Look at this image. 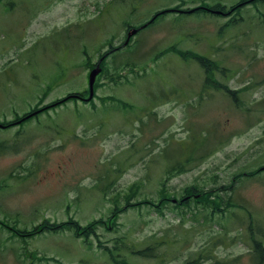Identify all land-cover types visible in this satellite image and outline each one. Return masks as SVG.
Masks as SVG:
<instances>
[{
    "label": "rangeland",
    "instance_id": "rangeland-1",
    "mask_svg": "<svg viewBox=\"0 0 264 264\" xmlns=\"http://www.w3.org/2000/svg\"><path fill=\"white\" fill-rule=\"evenodd\" d=\"M246 1L0 0V264H254L264 171L228 189L264 167V0ZM200 2L230 15L164 14L110 54L90 97L88 69L111 40ZM209 70L220 91H201ZM192 185L227 186L235 206L181 205ZM70 220H97L95 235L15 234Z\"/></svg>",
    "mask_w": 264,
    "mask_h": 264
},
{
    "label": "trees",
    "instance_id": "trees-1",
    "mask_svg": "<svg viewBox=\"0 0 264 264\" xmlns=\"http://www.w3.org/2000/svg\"><path fill=\"white\" fill-rule=\"evenodd\" d=\"M203 6H207V4H202ZM197 11V10H196ZM198 12V11H197ZM200 12H204L203 9L201 8ZM198 14V13H196ZM205 14V13H202ZM156 20V19H155ZM152 21L150 22L149 25H151L152 23L155 22ZM148 25V26H149ZM173 48V47H172ZM170 49H166L165 51H169ZM164 51V52H165ZM185 55V52L183 51V53ZM198 60H201V62H209L205 57L202 56H198ZM217 83V81H216ZM214 87V86H213ZM216 88V89H215ZM215 90H221L224 88V86L220 83H217V85L215 86ZM234 94V93H233ZM79 97H81V94H77ZM201 95H203V93H201ZM79 97H75L76 99H79ZM82 98V97H81ZM74 99L72 96H68L66 97L63 101H58V102H54L56 103V105L61 106L63 104H65V102ZM192 136V135H191ZM190 136V137H191ZM191 147H193V144H191ZM183 149V148H182ZM190 155L183 161L179 160L178 163H172V165L169 166V168H167V172H168V177H167V182L176 174L182 173L184 171H186V164L191 162L193 160V156L194 154L192 152H189ZM261 172V169L258 168L256 170L250 171V172H240L237 175L234 176V181L228 185V189L233 190L234 186H235V182L237 181L238 178L240 177H253L256 176L257 174H259ZM164 183V181L162 182V184ZM227 189V186H223L220 189L219 188H208V189H204V188H199L196 185H192L190 187L184 188L183 193H184V197L182 198L180 204L181 205H185L188 206L190 205L191 199L195 198L196 199V204H198L199 202H203L206 201L207 205H205V209H214L217 212L221 213L222 215H224V213H226L228 211L229 208H232L233 206H235L231 200L229 201V199H226L224 197V191H229ZM162 197L161 200H166L167 195L164 194L165 193V189L162 191ZM204 204V203H203ZM151 206L153 208H157L158 212L162 211L160 210L159 205L155 204V203H151ZM45 224V225H44ZM44 224H42L40 227H34L33 232H30L29 234L26 233V231H18L15 234H19L20 236H32L34 234L37 233H43L46 231H61L62 229H64V227H66L68 231H76V233L78 235L84 236V237H89L91 235H95V229L98 226V222L97 220L95 222L90 223L89 225H87L86 227H81L76 221L70 220L69 222H65V223H60V224H48V222H45ZM9 229H12L10 227H8ZM15 231V229H13ZM22 232V233H21ZM25 233V234H23ZM75 233V234H76ZM149 249H146L145 251H139L136 252L138 253V255L140 256H149ZM254 253H253V260H254V264H264V248L262 246V244L257 243L256 246H254L253 248ZM209 260V259H208ZM205 263L204 258L198 257L197 258L194 256L192 257V259L190 261L187 262V264H203ZM211 264H227L225 261H217L216 263H211Z\"/></svg>",
    "mask_w": 264,
    "mask_h": 264
},
{
    "label": "water",
    "instance_id": "water-1",
    "mask_svg": "<svg viewBox=\"0 0 264 264\" xmlns=\"http://www.w3.org/2000/svg\"><path fill=\"white\" fill-rule=\"evenodd\" d=\"M136 31H132L129 33V37L134 34ZM100 72V69H95L91 72V75H90V87H91V94H92V87H93V83H94V80H95V77L96 75Z\"/></svg>",
    "mask_w": 264,
    "mask_h": 264
},
{
    "label": "flooded vegetation",
    "instance_id": "flooded-vegetation-1",
    "mask_svg": "<svg viewBox=\"0 0 264 264\" xmlns=\"http://www.w3.org/2000/svg\"><path fill=\"white\" fill-rule=\"evenodd\" d=\"M204 10H209L211 12H217V9L216 8H208V7H204ZM233 10V9H232ZM226 12L224 11V13L222 15H225ZM215 85L217 84L216 81L214 79L211 80Z\"/></svg>",
    "mask_w": 264,
    "mask_h": 264
},
{
    "label": "bare ground",
    "instance_id": "bare-ground-1",
    "mask_svg": "<svg viewBox=\"0 0 264 264\" xmlns=\"http://www.w3.org/2000/svg\"><path fill=\"white\" fill-rule=\"evenodd\" d=\"M188 9V8H187Z\"/></svg>",
    "mask_w": 264,
    "mask_h": 264
}]
</instances>
